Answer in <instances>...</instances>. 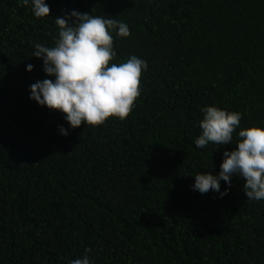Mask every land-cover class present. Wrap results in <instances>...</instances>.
<instances>
[{
  "label": "trees",
  "instance_id": "16d2710c",
  "mask_svg": "<svg viewBox=\"0 0 264 264\" xmlns=\"http://www.w3.org/2000/svg\"><path fill=\"white\" fill-rule=\"evenodd\" d=\"M47 3L36 18L0 0V264H70L88 248L95 264H264V201L246 181H221L223 198L192 187L264 123V0ZM71 10L126 23L115 62L148 61L125 120L72 129L30 99L48 77L29 53L54 46L53 18ZM208 106L241 113L233 144L196 147Z\"/></svg>",
  "mask_w": 264,
  "mask_h": 264
},
{
  "label": "clouds",
  "instance_id": "9594fccd",
  "mask_svg": "<svg viewBox=\"0 0 264 264\" xmlns=\"http://www.w3.org/2000/svg\"><path fill=\"white\" fill-rule=\"evenodd\" d=\"M30 6L36 18L50 16L47 0H20ZM58 27L54 46L34 45L29 53L43 62L46 77L30 85V99L41 107L58 111L72 129L81 126H101L110 118L125 120L133 110L141 92V77L148 67L146 59L130 56L117 63L114 37L130 36L129 26L114 18L65 11L62 17L53 18ZM26 70L31 73L32 64ZM201 134L195 139L199 149L210 143L233 144L234 133L240 126L242 115L236 111L208 106L201 109ZM65 137L68 130L60 127ZM236 147L225 151L219 174L204 172L194 175L193 191L207 194H229L232 177L246 181L244 192L248 201H264V123L243 128L238 132ZM221 181L229 188L221 191ZM85 249V255L70 264H95Z\"/></svg>",
  "mask_w": 264,
  "mask_h": 264
}]
</instances>
